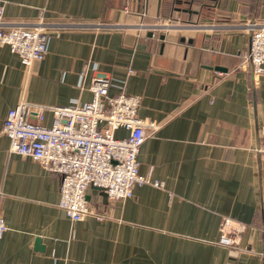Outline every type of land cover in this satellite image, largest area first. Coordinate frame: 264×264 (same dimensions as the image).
Wrapping results in <instances>:
<instances>
[{
	"label": "crops",
	"instance_id": "crops-1",
	"mask_svg": "<svg viewBox=\"0 0 264 264\" xmlns=\"http://www.w3.org/2000/svg\"><path fill=\"white\" fill-rule=\"evenodd\" d=\"M0 1L13 24L113 25L53 34L27 67L0 45V264H264V72L246 59L245 26L264 18V0ZM92 63L110 95H138L137 115L156 124L137 157L163 185H135L126 199L89 187L90 213L72 221L60 175L9 152L1 129L20 100H89ZM224 217L248 227L232 246L217 243Z\"/></svg>",
	"mask_w": 264,
	"mask_h": 264
},
{
	"label": "built area",
	"instance_id": "built-area-1",
	"mask_svg": "<svg viewBox=\"0 0 264 264\" xmlns=\"http://www.w3.org/2000/svg\"><path fill=\"white\" fill-rule=\"evenodd\" d=\"M112 26L67 18L46 20L42 16L31 23L13 24L4 20L0 1V45H7L26 67L45 56L48 40L53 34L73 27L101 30ZM245 26L249 32L246 59L255 73H262L264 18L252 19ZM88 68L93 73L89 100L64 106L20 100L8 109L1 129L9 138V152L30 158L60 175L58 205L72 221L90 213L89 187L103 189L110 199H126L132 196L135 185H163L162 181L139 172L140 145L146 130L156 128L155 123L137 115L140 97L126 93L124 89L110 95L111 78L97 63ZM84 74L85 71L81 76ZM118 127L127 131L125 137L114 136L113 131ZM257 150L264 168V147ZM6 228L0 216V238ZM247 228L244 223L224 217L217 243L232 246Z\"/></svg>",
	"mask_w": 264,
	"mask_h": 264
},
{
	"label": "water",
	"instance_id": "water-1",
	"mask_svg": "<svg viewBox=\"0 0 264 264\" xmlns=\"http://www.w3.org/2000/svg\"><path fill=\"white\" fill-rule=\"evenodd\" d=\"M216 68H220V69H223V70H226L225 68H223V67H219V66H217ZM94 188H96V187H94ZM97 189H100V188H97ZM35 242H36V244L39 246V248H41L42 246H40V240H39V238H36L35 239Z\"/></svg>",
	"mask_w": 264,
	"mask_h": 264
}]
</instances>
